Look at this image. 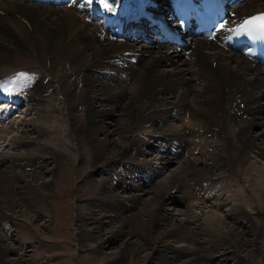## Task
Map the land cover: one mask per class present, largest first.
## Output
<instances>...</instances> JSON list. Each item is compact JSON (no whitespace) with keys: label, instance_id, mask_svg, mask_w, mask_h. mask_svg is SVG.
<instances>
[{"label":"bare ground","instance_id":"6f19581e","mask_svg":"<svg viewBox=\"0 0 264 264\" xmlns=\"http://www.w3.org/2000/svg\"><path fill=\"white\" fill-rule=\"evenodd\" d=\"M166 4L0 0V223L32 227L46 216L39 229L54 232L49 186L58 164L50 152L83 161L71 146L81 139L108 176L91 198L73 195L76 240L95 259L106 242L121 240L102 264H225L227 253L229 264H264V59L227 40L264 12V0L232 2L209 39L187 35L183 44L138 23ZM152 147L158 152L148 159ZM153 163L164 177L154 180L164 171ZM47 165L50 179L39 181ZM167 200L182 206L178 215L163 208ZM13 250L0 233L1 264L22 263L7 256Z\"/></svg>","mask_w":264,"mask_h":264},{"label":"rangeland","instance_id":"374dc122","mask_svg":"<svg viewBox=\"0 0 264 264\" xmlns=\"http://www.w3.org/2000/svg\"><path fill=\"white\" fill-rule=\"evenodd\" d=\"M19 59L24 62L23 64H27V66L37 65L36 60L38 61V58L33 56H23ZM32 59H34V61H32ZM42 67L43 66H40L38 68L42 69ZM9 83L10 81L6 84ZM53 105V119L57 125L56 130L60 131L59 133L63 135L64 133L61 132V128L58 124L63 115L62 110L59 108L58 103L54 100ZM20 106L21 105H19V107ZM81 113H83L82 109L78 110V117L80 119L82 118ZM106 128L111 129V126L107 124ZM149 143L155 145L157 144V142L153 140H151ZM71 146L80 152V156L82 158V152L85 153V159L83 158V161H81V159L79 161L78 156L71 155L66 149V155L64 156H61L58 154V152L52 150L50 152V155L54 160H56L58 164L54 173V180L49 186L52 196L51 199L53 200L50 210V216L52 219L49 220V222L51 221L52 225H54V232L50 234L46 230L39 229L41 223L48 222V217L46 216H41L40 218L38 217L36 222L32 224V227L23 219H15L8 222L3 221V223H0V233L6 232L7 242L15 249L7 256L9 258H20L21 256V264H58V259L62 258L63 256L71 258L70 261L67 260L66 264H88L89 262V264H102L106 256L117 252L118 245L120 244L121 240L106 242L103 248H98V250L95 251V253H97L96 256L99 255V258L97 257L98 259H95L96 257H93V254L90 253L92 251H88V247H86L85 244H79L76 240V207L72 197L76 192L85 194L83 197L88 199L91 198L92 195H96V193L98 194L100 192L98 187H102V183L107 180L108 175L105 173V171L95 168L93 164L89 162V157L86 154L89 150L87 149L89 148V145L85 141H82L81 139L76 140ZM157 152V148H149L147 149L145 157L148 159L152 158ZM184 153H186V151ZM138 158V160H142L143 157L138 156ZM79 162L80 166H78ZM171 165H174V163L167 166L173 167ZM154 166H157L161 168L162 171H164L163 174L156 177V179L154 178V180L164 177L166 174L165 172H168L159 163H153V167ZM49 168L50 165L45 166V170L42 171L39 181L50 179V175L47 172ZM125 181L132 182V177L125 178ZM234 188L236 189V187ZM91 201H93V199ZM163 208L167 212L176 216L178 215L182 206L178 203H173L170 200H167L163 205ZM243 212L249 217L248 219H251V224L255 223V220L250 217L248 212ZM33 227L37 230H34ZM108 234L109 232H107V235ZM145 237V243L147 244L146 246L152 247L154 240L149 235ZM92 245L93 244L91 243V246ZM224 256L229 258L227 259L228 263L225 264L235 262V258H232L233 254L227 253ZM129 259H127L125 262H118L117 264L128 263ZM223 263L224 262L221 264Z\"/></svg>","mask_w":264,"mask_h":264},{"label":"snow or ice","instance_id":"6c2138e0","mask_svg":"<svg viewBox=\"0 0 264 264\" xmlns=\"http://www.w3.org/2000/svg\"><path fill=\"white\" fill-rule=\"evenodd\" d=\"M241 28L246 32L253 31L264 34V13L248 18L242 23Z\"/></svg>","mask_w":264,"mask_h":264}]
</instances>
